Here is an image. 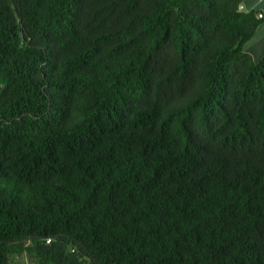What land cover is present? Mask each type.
Instances as JSON below:
<instances>
[{
	"label": "trees",
	"instance_id": "obj_1",
	"mask_svg": "<svg viewBox=\"0 0 264 264\" xmlns=\"http://www.w3.org/2000/svg\"><path fill=\"white\" fill-rule=\"evenodd\" d=\"M243 1L0 0V264H264Z\"/></svg>",
	"mask_w": 264,
	"mask_h": 264
},
{
	"label": "crops",
	"instance_id": "obj_2",
	"mask_svg": "<svg viewBox=\"0 0 264 264\" xmlns=\"http://www.w3.org/2000/svg\"><path fill=\"white\" fill-rule=\"evenodd\" d=\"M240 7L243 12H256L264 16V0H244ZM243 51L255 62H260L264 57V18L254 37L244 45Z\"/></svg>",
	"mask_w": 264,
	"mask_h": 264
},
{
	"label": "rangeland",
	"instance_id": "obj_3",
	"mask_svg": "<svg viewBox=\"0 0 264 264\" xmlns=\"http://www.w3.org/2000/svg\"><path fill=\"white\" fill-rule=\"evenodd\" d=\"M32 262V258L27 254H24L20 257H12V264H32Z\"/></svg>",
	"mask_w": 264,
	"mask_h": 264
},
{
	"label": "built area",
	"instance_id": "obj_4",
	"mask_svg": "<svg viewBox=\"0 0 264 264\" xmlns=\"http://www.w3.org/2000/svg\"><path fill=\"white\" fill-rule=\"evenodd\" d=\"M240 9H242V7H240ZM257 18H258V19H263L264 16H263L262 14L259 13V14H257ZM48 243H49V241H48Z\"/></svg>",
	"mask_w": 264,
	"mask_h": 264
}]
</instances>
